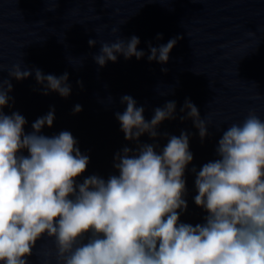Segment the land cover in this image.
<instances>
[{
  "label": "clouds",
  "instance_id": "1",
  "mask_svg": "<svg viewBox=\"0 0 264 264\" xmlns=\"http://www.w3.org/2000/svg\"><path fill=\"white\" fill-rule=\"evenodd\" d=\"M118 31L114 28L113 35ZM179 39L158 48L149 44V62L166 64ZM88 43L91 47L97 41ZM139 44L136 36L127 41L117 36L101 42L93 59L100 67L116 62L118 55L139 60L145 55ZM33 72L42 94L70 95L67 72L45 75L17 63L8 74L20 81ZM12 87L10 80L0 79V264H28L44 237L54 245L45 264L53 257L55 264H264V120L254 110L222 131L216 159L192 169L198 193L194 202L207 213L204 223L193 226L180 223L178 211L188 206L184 175L193 161L190 134L164 133L163 147L140 143L144 134L155 141L161 135L158 126L176 118L175 101L155 108L146 120L144 107L123 96L126 110L115 115L125 140L136 148L125 146L115 154L118 175L104 179L94 174L77 182L89 156L69 131L42 134L45 126H53L54 108L26 133L23 115L3 111L12 100ZM81 110L80 105L74 108ZM180 112L186 113L180 120L191 119L203 141L210 121L189 99Z\"/></svg>",
  "mask_w": 264,
  "mask_h": 264
},
{
  "label": "water",
  "instance_id": "2",
  "mask_svg": "<svg viewBox=\"0 0 264 264\" xmlns=\"http://www.w3.org/2000/svg\"><path fill=\"white\" fill-rule=\"evenodd\" d=\"M114 28L119 29L116 35ZM158 34L163 39H157ZM117 36L125 41L138 37V50L145 55L139 60L118 55L116 62L100 67L93 59L100 43ZM174 37L182 39L168 62H149V44L158 48ZM90 39L97 41L95 46H89ZM17 63L45 75L67 72L70 95L42 94L34 72L24 80L11 78L8 72ZM0 79L13 86L12 100L3 111L23 115L26 133L54 108L53 126H45L42 134L69 131L90 158L77 182L94 174L104 179L118 175L115 154L125 146L136 148L135 142L125 140L116 119L117 112L126 110L123 96L144 107L146 120L155 108L175 101L176 118L158 126L161 135L155 141L144 134L140 143L163 147L164 133L190 134L193 161L184 175L188 206L178 210L179 222L202 224L207 213L194 202L198 193L192 169L217 158V142L228 125L242 121L251 110L264 120V0H0ZM186 99L210 121L203 141L191 119L180 120ZM76 105L82 110L74 112ZM53 249V242L44 237L27 257L28 264H45ZM50 264H55L54 257Z\"/></svg>",
  "mask_w": 264,
  "mask_h": 264
}]
</instances>
